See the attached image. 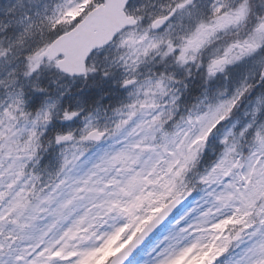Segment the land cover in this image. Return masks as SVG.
I'll return each mask as SVG.
<instances>
[{"label": "snow or ice", "instance_id": "6c2138e0", "mask_svg": "<svg viewBox=\"0 0 264 264\" xmlns=\"http://www.w3.org/2000/svg\"><path fill=\"white\" fill-rule=\"evenodd\" d=\"M0 264H264V0H0Z\"/></svg>", "mask_w": 264, "mask_h": 264}]
</instances>
